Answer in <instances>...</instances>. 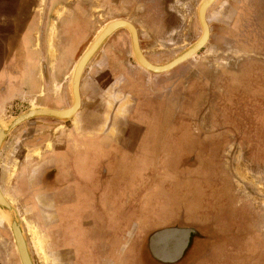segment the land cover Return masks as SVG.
Segmentation results:
<instances>
[{
  "label": "rangeland",
  "instance_id": "374dc122",
  "mask_svg": "<svg viewBox=\"0 0 264 264\" xmlns=\"http://www.w3.org/2000/svg\"><path fill=\"white\" fill-rule=\"evenodd\" d=\"M38 1L35 8H30L27 13L33 15L38 9L36 12L40 18L39 30L34 32V37L35 39L43 37L45 42L46 37L50 39L51 27L53 33L56 31L57 24L52 26V22L57 20L59 14L61 15L63 8L54 7V9L53 5L57 4L52 3V0ZM200 1L64 0L58 3V5L64 3L71 5L74 14H81L85 24L78 25L76 29L71 27L73 32L71 39L76 38L72 40L68 50L71 67L101 28L114 19H125L134 24L142 52L150 62L161 65L170 61L200 36L201 28L197 18ZM0 2L4 3L1 8H12L9 4L11 0H0ZM79 4L82 8H74ZM3 13L8 14V10H4ZM206 19L210 26V37L197 56L163 74H150L144 70L145 74L142 75L143 80L140 83L130 80L131 85L134 84L140 91L135 92V104L133 103L135 106L131 113L118 111V102L96 109L97 104L94 106V102L99 89L84 88L95 83L96 79L92 75L96 68L119 66L141 69L133 60L130 37L125 30L117 31L106 42L88 63L82 76L85 110L89 111L91 106L90 110H94L93 113L108 114V118L112 113V122L116 121L118 114L122 120L123 142L126 143V138L132 140L127 146L122 143L118 145L119 147L115 146L113 152L110 150L103 152L102 162L97 164L93 169L94 172L99 175L104 171L111 173L114 177L112 184L115 189L126 182V185L131 186L135 181L134 177L140 173L146 174V178L149 179L147 182L151 187L156 186L152 199L144 211L143 230L139 232L138 225H133L131 229L136 232V236L138 232L142 234L145 230L147 232L148 229L149 231L153 229L143 236L140 234L138 237L134 236L133 244L135 247L143 248L142 257L148 264H264V167L263 170H258L256 164H253V161L255 162L253 158L252 162L251 158H247L248 162H246L245 158L240 156L234 158L217 156L215 152L219 147L221 148L223 140L227 143L228 139L216 136L214 141L205 140V142L204 136L200 135L201 130L199 135H194L189 128L183 126L180 127L181 134L178 136L175 133H168V126L175 116L176 108L190 99L185 96L183 88L191 78L197 79L200 75L199 79L202 81L200 84H203L204 79L210 76L208 74H212L214 68L217 70L226 66L225 59H229L230 56L238 59V56L252 53L257 59L245 58L237 61L234 69L232 67L225 69L227 72L225 76L232 80L225 93V97L229 96V99L223 96L218 105L210 104L209 99L204 97H199L195 101L204 106L209 104L210 108L220 107L221 116L231 117L236 122L241 121L244 127L252 125L247 132L256 133L260 139L264 137V0H218L209 8ZM7 42L11 41L7 40ZM47 47L49 45L46 46L45 43L41 45L43 51H47ZM55 47L57 50L59 46ZM51 51L54 52V49ZM99 65L101 67H98ZM14 78L16 76L9 70L8 80ZM197 82L194 80L190 84V90L195 88ZM244 94L245 101L251 106L245 114L237 105L240 100L239 95L243 97ZM107 100L106 98L105 101ZM31 106H34L31 95L24 94L23 97L14 99L4 106L0 112V119L6 120ZM218 114L215 109L210 117H220ZM221 126L227 127L218 124L215 130H220ZM15 132L9 137L6 151L2 153L0 159L2 191L14 207L18 208L24 219L34 263L62 264L61 256L64 253L49 251V248H52L51 238L48 237L50 234L38 228L26 214L28 206L20 204L14 193L16 160L23 158L25 153L18 146L20 140L16 137L18 131ZM15 146L17 150H14ZM260 154L262 158L257 159L264 164L263 148ZM224 160L226 163L229 161L232 168L238 171L244 170L235 175L241 176L239 181L242 186L239 189L243 192L244 188L246 189V195L244 194L246 208L242 209V218L246 222L236 229L230 223L222 226L219 218L212 217L209 213L211 210L216 212L218 204L221 206L224 201L227 211L231 212L230 217L234 218L232 207L236 199L234 194H231L229 199L227 193L228 175L224 172L226 171ZM229 183L232 186V180ZM146 184L148 186V183ZM244 196H241L243 203ZM193 198H195V207L191 203ZM140 219L142 218L138 221ZM136 221L131 222L136 224ZM0 224H2L0 225V264H19L12 236L7 226L4 223ZM116 227H120V221L117 222ZM167 228L195 231L189 238L182 257L175 263H162L149 252L150 237ZM232 234H236L237 239L239 238L236 243L232 239ZM236 244H240V247L233 251V245ZM210 250L212 251L208 255Z\"/></svg>",
  "mask_w": 264,
  "mask_h": 264
},
{
  "label": "crops",
  "instance_id": "0c3cea01",
  "mask_svg": "<svg viewBox=\"0 0 264 264\" xmlns=\"http://www.w3.org/2000/svg\"><path fill=\"white\" fill-rule=\"evenodd\" d=\"M16 1L11 0L9 3L12 8H1L4 3L0 2V112L7 103L27 93L31 95L34 107L65 109L71 104L69 81L74 66L70 65L71 57L68 51L69 45L73 42L69 29L71 27L76 29L78 25L84 24L83 17L81 14L75 15L71 5H65V3L58 5L64 0H52V3L57 4L53 5V8H63L62 17L61 20L58 19V22H52V26L57 23L56 31L53 33L51 27L50 39L46 37L44 42L43 37L40 39L34 37V32L39 30L40 18L36 12L38 9L30 15L27 12L33 7L26 8L22 0ZM80 5L74 8H82ZM6 9L8 14L3 13ZM7 40L11 42L8 43ZM43 43L46 46L49 45L47 51L41 48ZM56 45L59 46L57 50ZM53 49L54 52L51 51ZM244 55L238 56V59L233 56L225 59L226 66L223 69L220 68L221 70L214 68L212 74H208L210 76L204 79L203 84H200L202 82L199 79L200 75L197 79L191 78L183 88L185 96L190 97L191 101L187 100L182 103V106L176 108L175 116L168 126V133H175L178 136L181 134L179 129L183 126L189 128L194 135H199L202 131L200 135L204 136V141H214L216 136L228 139L227 143L223 140L221 148L219 147L215 152L217 156L233 158L240 156L245 158L246 162H248L247 158H251V162L253 158L255 160L253 164H256L257 169L263 170L264 164L257 158H262L260 152L262 148L264 150V143L260 140L264 141V137L260 139L256 133L249 134L247 130L249 131L252 125L244 127L241 121L236 122L231 117L221 116L220 107L210 108L209 104L204 106L195 101L199 97H204L209 99L210 104H220L221 98L225 97L226 90L232 83V80L225 76L227 74L225 69L230 67L234 69V64L242 59L257 57L252 53ZM9 70L16 76L10 81L8 80ZM143 71L139 68L130 69L119 66L96 68L92 75L96 80L92 86H82L83 79L81 80V108L70 121L61 122L46 117L29 120L14 129L1 147L0 159L2 153L6 151L9 137L18 131L16 135L20 140L18 146L25 153L23 158L16 160L13 190L19 203L28 206L26 214L31 217V220L38 228L45 230L46 234H50L48 237L51 238L52 248H49V251L64 253L63 257L61 256L62 264H141L140 250L133 244L136 232L131 229L133 225H138L139 232L143 230L144 211L152 199L156 186L151 187L147 182L149 179L146 178V174L140 173L134 177L135 181L131 186L126 185V182L115 189L112 184L114 177L111 173L104 171L99 175L94 172L93 169L102 162L103 152L108 150L113 152L115 146L119 147L120 143L127 146L132 143V140L126 138V143L123 142L122 120L118 114H116L118 120L112 122V113L108 118V114L93 113L94 110H90L91 106L89 111L85 110L82 87L87 90L99 89L94 102V106L97 104L96 109L118 102L120 104L117 105L118 111L124 110L131 113L135 106H133L135 92L138 91L131 83H140L143 80L142 75L145 74ZM194 80L198 81V84L190 90V84ZM199 85L202 86L198 87ZM106 98L107 101H105ZM225 98L229 99V96ZM239 99L237 105L245 114L251 106L245 101V94L243 97L239 95ZM215 109L220 117H210ZM218 124H224L227 127L221 126L220 130H215ZM14 150H17L16 146ZM224 167L226 171L224 169L223 171L228 175L229 199L231 194H234L236 199L232 207L234 218L230 217L231 212L227 211L224 201L221 206L218 204L216 212L211 210L209 213L212 217L219 218L222 226L230 223L236 229L246 222L242 218V209L246 208L244 196L246 189L244 188V192L239 189L242 186L239 181L241 176L235 175L244 170L238 171L232 168L229 161L226 163L225 160ZM208 168L209 166L206 170ZM210 168L216 170L213 167ZM231 180L232 186L229 183ZM0 190L2 191L1 185ZM241 196H244V203ZM5 198L7 199L6 196ZM7 201L14 206L11 201L8 199ZM191 203L195 207V198ZM16 209L30 250L26 224L18 208ZM139 218L142 219L138 221ZM245 218H247L246 214ZM119 221L120 227L117 228ZM131 221H136V224ZM150 231L148 229L147 232ZM139 232L136 237L139 236ZM147 232L145 230L140 235L143 236ZM232 236L236 243L239 238L237 239L236 234ZM233 246L235 251L239 249L240 244ZM30 254L32 257L31 250ZM32 260L34 263L33 257Z\"/></svg>",
  "mask_w": 264,
  "mask_h": 264
},
{
  "label": "water",
  "instance_id": "95a60500",
  "mask_svg": "<svg viewBox=\"0 0 264 264\" xmlns=\"http://www.w3.org/2000/svg\"><path fill=\"white\" fill-rule=\"evenodd\" d=\"M217 0H201L197 9V18L201 28L200 36L190 46L170 61L157 65L150 62L140 47L138 32L134 24L125 19H116L106 23L93 38L81 56L75 62L69 81L71 104L61 110L34 107L19 112L6 120L0 119V150L8 135L23 123L35 118H54L61 122L70 121L81 108L80 85L85 68L91 59L102 49L106 42L119 30H125L130 37L134 62L150 74H163L197 56L206 46L210 29L206 14L209 7ZM0 223H5L11 233L14 248L20 264H34L17 209L11 205L0 190ZM192 229L167 228L154 233L149 239L151 255L162 263H175L188 246Z\"/></svg>",
  "mask_w": 264,
  "mask_h": 264
},
{
  "label": "flooded vegetation",
  "instance_id": "af4514ba",
  "mask_svg": "<svg viewBox=\"0 0 264 264\" xmlns=\"http://www.w3.org/2000/svg\"><path fill=\"white\" fill-rule=\"evenodd\" d=\"M22 1H24V3H25V5H26V8H28V7H30V6H32L33 8H34V6H36V4L39 2L38 0H22ZM31 2H32V4H31ZM61 15L59 14V16H57V22L59 21V20H61ZM59 19V20H58ZM114 20H116V19H114ZM113 21V20H112ZM110 22V21H109ZM57 24V23H56ZM54 26V25H53ZM53 28V27H52ZM51 28V29H52ZM67 29H68V27H67ZM69 31H71V28L69 29ZM72 34H73V32H71ZM78 37V36H77ZM74 39H76L75 37L74 38H72V40H74ZM80 179V178H79ZM138 248H139V250H140V252H139V254L141 253V255L139 256V260H140V262H141V264H148V262H145V260L143 259V248L141 247V246H138Z\"/></svg>",
  "mask_w": 264,
  "mask_h": 264
},
{
  "label": "bare ground",
  "instance_id": "6f19581e",
  "mask_svg": "<svg viewBox=\"0 0 264 264\" xmlns=\"http://www.w3.org/2000/svg\"><path fill=\"white\" fill-rule=\"evenodd\" d=\"M217 1H218V0H217ZM213 4H214V3H213ZM213 4H212V5H213ZM212 5H211V6H212ZM211 6H210V7H211ZM210 7H209V8H210ZM208 10H209V9H208ZM208 10H207V12H208ZM206 15H207V14H206ZM209 27H210V26H209Z\"/></svg>",
  "mask_w": 264,
  "mask_h": 264
},
{
  "label": "trees",
  "instance_id": "16d2710c",
  "mask_svg": "<svg viewBox=\"0 0 264 264\" xmlns=\"http://www.w3.org/2000/svg\"><path fill=\"white\" fill-rule=\"evenodd\" d=\"M194 232H195V231H193V232L191 233V235L194 234ZM191 235H190V237H191Z\"/></svg>",
  "mask_w": 264,
  "mask_h": 264
}]
</instances>
